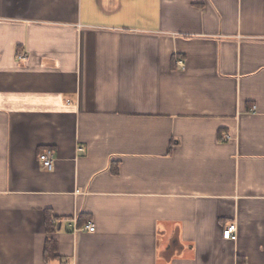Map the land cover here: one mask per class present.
Wrapping results in <instances>:
<instances>
[{
    "label": "crops",
    "instance_id": "0c3cea01",
    "mask_svg": "<svg viewBox=\"0 0 264 264\" xmlns=\"http://www.w3.org/2000/svg\"><path fill=\"white\" fill-rule=\"evenodd\" d=\"M0 264H264V0H0Z\"/></svg>",
    "mask_w": 264,
    "mask_h": 264
},
{
    "label": "built area",
    "instance_id": "2783aa9c",
    "mask_svg": "<svg viewBox=\"0 0 264 264\" xmlns=\"http://www.w3.org/2000/svg\"><path fill=\"white\" fill-rule=\"evenodd\" d=\"M20 59H24L23 54L20 55ZM179 66H184L183 61H178ZM255 109V107H254ZM54 153L52 150L48 149L45 152L41 153L39 158L43 165V168L46 170H52L54 168ZM81 230L88 232H95L96 227L92 222H89L81 228ZM223 237L228 240L236 241L238 239V225L236 222H229L223 229Z\"/></svg>",
    "mask_w": 264,
    "mask_h": 264
},
{
    "label": "trees",
    "instance_id": "16d2710c",
    "mask_svg": "<svg viewBox=\"0 0 264 264\" xmlns=\"http://www.w3.org/2000/svg\"><path fill=\"white\" fill-rule=\"evenodd\" d=\"M49 230H50V231H53V228H52V227H49ZM47 242H48V243H47V246H46V248H45V256H46V258L48 259V258L51 256V255H50V250H51L50 245H51V241L48 240Z\"/></svg>",
    "mask_w": 264,
    "mask_h": 264
}]
</instances>
